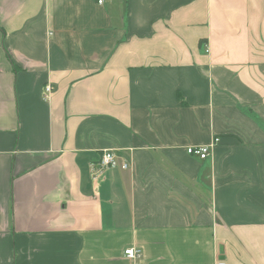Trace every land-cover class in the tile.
Returning <instances> with one entry per match:
<instances>
[{"label": "crops", "instance_id": "1", "mask_svg": "<svg viewBox=\"0 0 264 264\" xmlns=\"http://www.w3.org/2000/svg\"><path fill=\"white\" fill-rule=\"evenodd\" d=\"M219 259L264 264V0H0V264Z\"/></svg>", "mask_w": 264, "mask_h": 264}, {"label": "built area", "instance_id": "2", "mask_svg": "<svg viewBox=\"0 0 264 264\" xmlns=\"http://www.w3.org/2000/svg\"><path fill=\"white\" fill-rule=\"evenodd\" d=\"M99 3H103L104 0H98ZM44 97L48 98L53 90L54 86H52L50 83H47L44 85ZM218 138L215 139V141L211 144H201V145H190L187 146V152L192 155H196L198 157L202 158H207L211 154L210 151L214 147L216 141ZM100 159L97 162L91 163V171L94 172V174L99 173L102 171L104 168H109V167H115L116 165L119 164L118 161V156L116 153H114L111 150H103L100 155ZM121 166L123 168H127L128 164L126 162L122 163ZM143 251L140 247H129L125 249V256H127L129 259H137L141 258L143 255ZM216 264H224V260L219 259Z\"/></svg>", "mask_w": 264, "mask_h": 264}]
</instances>
